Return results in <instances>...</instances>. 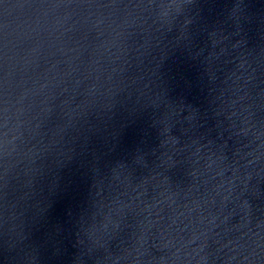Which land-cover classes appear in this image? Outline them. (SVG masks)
I'll list each match as a JSON object with an SVG mask.
<instances>
[{"label": "water", "instance_id": "1", "mask_svg": "<svg viewBox=\"0 0 264 264\" xmlns=\"http://www.w3.org/2000/svg\"><path fill=\"white\" fill-rule=\"evenodd\" d=\"M0 264H264V0H0Z\"/></svg>", "mask_w": 264, "mask_h": 264}]
</instances>
